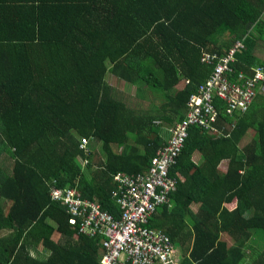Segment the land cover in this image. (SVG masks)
<instances>
[{
  "label": "trees",
  "instance_id": "trees-1",
  "mask_svg": "<svg viewBox=\"0 0 264 264\" xmlns=\"http://www.w3.org/2000/svg\"><path fill=\"white\" fill-rule=\"evenodd\" d=\"M4 2L0 264H99L100 237L77 233L50 187L74 188L117 218L112 175L142 172L166 128L183 120L188 96L214 68L200 61L203 53L222 57L241 40L226 79L251 78L256 66L264 72L252 53L264 39V0ZM253 85L242 112L226 115L215 98L220 133L188 126L169 169L175 190L148 226L179 249V264H264V247L257 253L249 245L255 236L264 244V79ZM154 97L163 101L146 107ZM80 138L90 141L86 152ZM29 244L50 254L31 258Z\"/></svg>",
  "mask_w": 264,
  "mask_h": 264
},
{
  "label": "built area",
  "instance_id": "built-area-1",
  "mask_svg": "<svg viewBox=\"0 0 264 264\" xmlns=\"http://www.w3.org/2000/svg\"><path fill=\"white\" fill-rule=\"evenodd\" d=\"M242 49V41L235 40L222 57L203 53L200 61L214 63V68L195 93L188 96L183 120L166 128L165 144L142 172L112 175L115 188L111 199L118 208L117 218L101 210L97 203L81 199L74 188L50 187V200L65 206L70 223L77 220V233L88 238L100 237L99 264H179L181 256L176 246L163 231L149 227L148 220L157 207L167 204L170 193L175 190L176 181L169 176V169L175 164L187 137V127L197 126L207 133H220L213 100L225 102L228 116L234 111L242 112L254 96L253 84L264 79L259 66L251 68V78L244 79L239 74L238 83L226 79L225 73L231 71L229 62H233L234 55ZM233 125L232 121L227 128ZM89 142L80 138L79 148L86 152Z\"/></svg>",
  "mask_w": 264,
  "mask_h": 264
},
{
  "label": "crops",
  "instance_id": "crops-1",
  "mask_svg": "<svg viewBox=\"0 0 264 264\" xmlns=\"http://www.w3.org/2000/svg\"><path fill=\"white\" fill-rule=\"evenodd\" d=\"M1 1V0H0ZM5 1V5H19L22 0H2ZM257 36V34H256ZM252 53L253 56L257 59V60H264V39L260 40V39H256L255 43H254V47L252 49ZM224 171V170H223ZM5 235V233L1 232L0 236ZM51 241L55 242L58 239V236L56 233H52L50 236ZM26 253L31 257V258H36V259H45L46 257H48V255L50 254V251L46 248H44L43 246H41L40 244L33 246L31 244L26 246L25 249Z\"/></svg>",
  "mask_w": 264,
  "mask_h": 264
},
{
  "label": "rangeland",
  "instance_id": "rangeland-1",
  "mask_svg": "<svg viewBox=\"0 0 264 264\" xmlns=\"http://www.w3.org/2000/svg\"><path fill=\"white\" fill-rule=\"evenodd\" d=\"M107 81L110 85H113V86H116L118 87L120 90H127L129 88V86L125 85V84H122L121 82L117 81V80H114L110 77L107 78ZM163 100L160 99V97H154L153 100H148L145 104H146V107H158V104L161 103ZM163 136L164 138H168V135L166 133H163ZM90 148L92 150H94V152L96 153L97 156H100L99 152H100V146L98 143H91L90 144ZM224 167L225 165L222 164L220 167H218V170L220 172H223L224 170ZM193 208V207H192ZM227 243L230 245L231 242L230 241H227ZM249 245L251 246L252 249H254L257 253L259 251H261L264 247V244L262 245L261 241L255 236L251 239ZM178 249V248H177ZM179 251V249H178ZM180 254V253H179Z\"/></svg>",
  "mask_w": 264,
  "mask_h": 264
}]
</instances>
